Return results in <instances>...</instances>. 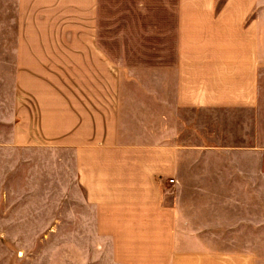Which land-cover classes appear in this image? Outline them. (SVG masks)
I'll return each mask as SVG.
<instances>
[{
  "label": "crops",
  "instance_id": "1",
  "mask_svg": "<svg viewBox=\"0 0 264 264\" xmlns=\"http://www.w3.org/2000/svg\"><path fill=\"white\" fill-rule=\"evenodd\" d=\"M0 60V164L62 176L93 255L264 264V0H0Z\"/></svg>",
  "mask_w": 264,
  "mask_h": 264
},
{
  "label": "rangeland",
  "instance_id": "2",
  "mask_svg": "<svg viewBox=\"0 0 264 264\" xmlns=\"http://www.w3.org/2000/svg\"><path fill=\"white\" fill-rule=\"evenodd\" d=\"M0 83H16L15 71L1 60ZM8 155L16 157L15 150ZM41 164L14 159L6 168L0 164L6 179L0 185V264H112L90 251L89 242L101 235L80 230L79 201L73 200L70 209L69 201L59 198L62 176L47 185ZM258 250L264 256V242Z\"/></svg>",
  "mask_w": 264,
  "mask_h": 264
}]
</instances>
